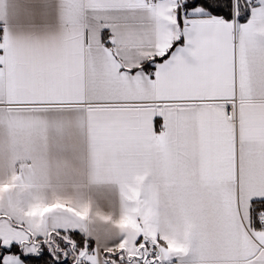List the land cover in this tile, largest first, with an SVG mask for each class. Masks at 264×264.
Instances as JSON below:
<instances>
[{
	"label": "snow or ice",
	"instance_id": "obj_1",
	"mask_svg": "<svg viewBox=\"0 0 264 264\" xmlns=\"http://www.w3.org/2000/svg\"><path fill=\"white\" fill-rule=\"evenodd\" d=\"M0 264H264V0H0Z\"/></svg>",
	"mask_w": 264,
	"mask_h": 264
}]
</instances>
